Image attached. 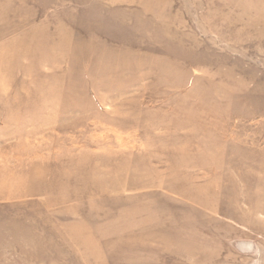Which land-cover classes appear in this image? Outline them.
<instances>
[{
	"label": "rangeland",
	"instance_id": "obj_1",
	"mask_svg": "<svg viewBox=\"0 0 264 264\" xmlns=\"http://www.w3.org/2000/svg\"><path fill=\"white\" fill-rule=\"evenodd\" d=\"M0 264H264V0H0Z\"/></svg>",
	"mask_w": 264,
	"mask_h": 264
}]
</instances>
